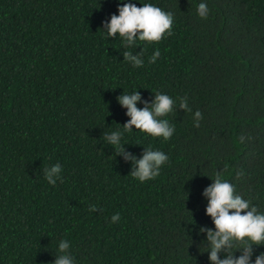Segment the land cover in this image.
Here are the masks:
<instances>
[{"label":"trees","instance_id":"trees-1","mask_svg":"<svg viewBox=\"0 0 264 264\" xmlns=\"http://www.w3.org/2000/svg\"><path fill=\"white\" fill-rule=\"evenodd\" d=\"M122 3L172 13L173 35L108 36ZM136 91L139 109L173 99L170 139L124 131L118 98ZM148 149L169 160L142 183L126 156ZM217 171L264 214V0H0V264H54L61 240L74 264H211L200 228L215 230L204 192Z\"/></svg>","mask_w":264,"mask_h":264},{"label":"clouds","instance_id":"clouds-1","mask_svg":"<svg viewBox=\"0 0 264 264\" xmlns=\"http://www.w3.org/2000/svg\"><path fill=\"white\" fill-rule=\"evenodd\" d=\"M119 15L113 14L110 23L105 22L107 35L115 37L119 33L129 44H135L137 40L147 42H160L165 33L168 36L173 35L171 29L173 25V15L165 12L153 4L146 3L142 7L135 3H122L118 8ZM198 15L201 18H207L209 9L207 4L198 5ZM139 33V36H137ZM127 60L133 62L134 67H142L144 61L131 55V52L124 53ZM160 56L159 49L150 57L149 62L155 63ZM119 102L128 109L127 115L131 117L130 121L123 125L124 131H132L133 126L142 132L153 137H163L168 140L172 137L175 129L170 127L167 119L162 117L173 112V99L166 95L156 93L154 103L149 107L145 101V108L139 109L137 102L141 99L136 91L133 94L120 96ZM180 107L191 111L187 99L181 98ZM200 111L194 115V126L200 127L202 119ZM122 132H113L106 135L105 139L118 149L117 153H122L120 147ZM126 159H132L137 166L131 175L140 182L155 179L160 175V168L169 157L162 151L148 149L142 159L136 160L130 154ZM62 168L59 163L45 168V178L49 184L55 185L54 176L59 175ZM204 195L209 198L207 215L213 219L215 230L207 227H201V233H207V242L210 253L211 264H252L253 245H264V214L258 212L256 206L251 201L245 200L242 196L236 194L235 187L222 178V173L217 171L214 183L208 187ZM96 205L92 206L91 211L96 210ZM120 219L119 213L112 216V222L116 223ZM250 241L251 243H248ZM237 244L243 245L236 251L242 254L237 258L235 252L231 249ZM59 255H57L54 264H74V257L70 252V244L67 240H61L58 246ZM226 252V258L221 259L220 253ZM255 264H264V253L257 256Z\"/></svg>","mask_w":264,"mask_h":264}]
</instances>
